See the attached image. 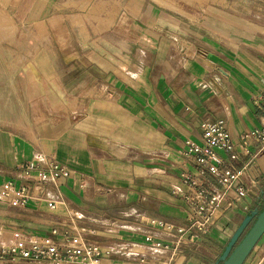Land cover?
Here are the masks:
<instances>
[{
  "label": "crops",
  "instance_id": "obj_1",
  "mask_svg": "<svg viewBox=\"0 0 264 264\" xmlns=\"http://www.w3.org/2000/svg\"><path fill=\"white\" fill-rule=\"evenodd\" d=\"M146 3L127 0L109 28L114 38L100 39L102 53L95 41L51 37L40 20L22 27L33 37L17 40L8 34L13 26L3 28L0 185L38 155L53 156L71 176L60 182L56 211L42 202H0V247L80 236L134 254H111L103 264H214L262 204L264 153L251 144L247 153L237 148L245 162L255 156L240 182L244 193L227 194L208 234L175 247L163 228L194 233L182 176L194 174L197 153L187 143L202 146L201 125L224 121L236 143L264 127L253 105L264 93V0L183 12ZM244 264H264V235Z\"/></svg>",
  "mask_w": 264,
  "mask_h": 264
},
{
  "label": "built area",
  "instance_id": "obj_2",
  "mask_svg": "<svg viewBox=\"0 0 264 264\" xmlns=\"http://www.w3.org/2000/svg\"><path fill=\"white\" fill-rule=\"evenodd\" d=\"M264 93L253 100V105L263 113ZM202 146L187 143L197 153L193 175L182 176L185 192L182 200L185 204L186 220L194 233H188L186 227L163 228L174 239V246L185 242H193L199 235H206L213 226L214 218L227 194L234 191L237 195L244 193L240 184L253 163V158L243 161L242 152L247 153L249 145L258 147V153H264V127L254 129L241 135L238 142L230 136L224 121L201 125ZM223 154L224 157L220 156ZM71 171L59 163L53 156L38 155L30 162L19 164L11 180L0 185V202L10 207H25L30 202L45 203L50 211H56L62 205L60 182L68 180ZM53 190L55 198L50 197ZM147 243L150 239L145 240ZM169 245L156 244L152 249L170 250ZM121 247L104 250L99 245L80 236H72L60 242L49 239H33L25 243H17L0 247V260L8 262L22 260L29 264H103L104 257L111 254H134ZM138 264H147L144 258Z\"/></svg>",
  "mask_w": 264,
  "mask_h": 264
},
{
  "label": "rangeland",
  "instance_id": "obj_3",
  "mask_svg": "<svg viewBox=\"0 0 264 264\" xmlns=\"http://www.w3.org/2000/svg\"><path fill=\"white\" fill-rule=\"evenodd\" d=\"M149 1L162 6L165 10L181 12L184 8L196 9L216 3L229 7L231 2V0H146L147 5L150 4ZM126 2L127 0H0V38L6 36L3 28L9 27L8 24L13 26L8 33L12 38L18 40L27 37L29 32L33 37L35 32L24 28H27V23L30 22L32 26L40 20L41 23L49 24L53 28L49 34L51 37L77 38L84 45L87 40L89 43L95 41L98 46H93L94 49L102 53L99 47L102 43L100 39L114 38L115 30L109 31V28L118 21L119 11ZM248 3L249 0H238V4L243 6ZM2 8L6 9L8 14ZM59 25L62 29H55Z\"/></svg>",
  "mask_w": 264,
  "mask_h": 264
},
{
  "label": "water",
  "instance_id": "obj_4",
  "mask_svg": "<svg viewBox=\"0 0 264 264\" xmlns=\"http://www.w3.org/2000/svg\"><path fill=\"white\" fill-rule=\"evenodd\" d=\"M261 201V209H253L244 217L214 264H244L264 235V196Z\"/></svg>",
  "mask_w": 264,
  "mask_h": 264
},
{
  "label": "trees",
  "instance_id": "obj_5",
  "mask_svg": "<svg viewBox=\"0 0 264 264\" xmlns=\"http://www.w3.org/2000/svg\"><path fill=\"white\" fill-rule=\"evenodd\" d=\"M260 200H261V198H260ZM253 209H261V204H259V202H257Z\"/></svg>",
  "mask_w": 264,
  "mask_h": 264
},
{
  "label": "bare ground",
  "instance_id": "obj_6",
  "mask_svg": "<svg viewBox=\"0 0 264 264\" xmlns=\"http://www.w3.org/2000/svg\"><path fill=\"white\" fill-rule=\"evenodd\" d=\"M3 12H4V11H3ZM3 12L1 11L2 14H5V12H4V13H3ZM10 26H11V24H10Z\"/></svg>",
  "mask_w": 264,
  "mask_h": 264
}]
</instances>
